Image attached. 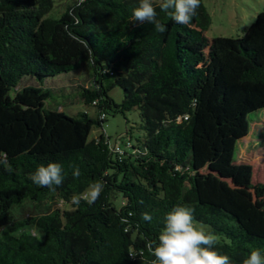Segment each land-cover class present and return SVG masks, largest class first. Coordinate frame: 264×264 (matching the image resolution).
Masks as SVG:
<instances>
[{"label": "trees", "instance_id": "obj_1", "mask_svg": "<svg viewBox=\"0 0 264 264\" xmlns=\"http://www.w3.org/2000/svg\"><path fill=\"white\" fill-rule=\"evenodd\" d=\"M138 4L72 0L55 18L54 0H0V264H151L149 243L178 205L232 264L264 254V181L235 160L250 115L264 110V12L242 37L210 40L203 0L187 26L157 7L164 32L133 19ZM82 64L92 72L77 97L95 115L68 116L49 103L52 86ZM134 110L126 149L104 133L90 139ZM49 162L63 167L55 191L29 178ZM93 181L104 189L89 205Z\"/></svg>", "mask_w": 264, "mask_h": 264}, {"label": "clouds", "instance_id": "obj_2", "mask_svg": "<svg viewBox=\"0 0 264 264\" xmlns=\"http://www.w3.org/2000/svg\"><path fill=\"white\" fill-rule=\"evenodd\" d=\"M200 5L201 0H161L158 5L154 3V0H139L138 6L132 10V16L136 22L154 24L157 31L164 32L166 31L165 26L157 20V7L169 13L176 23L187 26L197 15ZM0 164L7 168L8 162L0 158ZM79 174L78 168L74 170V177L78 178ZM29 178L35 185L55 191L63 184V167L57 162L41 164L35 172L30 174ZM89 188L90 191L84 200L91 205L99 199L104 183L93 181ZM73 202L79 204L80 199L74 198ZM142 219L151 222L152 216L145 212ZM163 224L158 243L155 245L149 243L151 254L155 257L151 264H232L227 254L216 250L217 237L215 234L206 231L203 226L197 227L193 210L190 207L186 205L174 207L164 217ZM130 254L133 258L136 257L134 253ZM242 264H264V254L259 249L252 250Z\"/></svg>", "mask_w": 264, "mask_h": 264}, {"label": "rangeland", "instance_id": "obj_3", "mask_svg": "<svg viewBox=\"0 0 264 264\" xmlns=\"http://www.w3.org/2000/svg\"><path fill=\"white\" fill-rule=\"evenodd\" d=\"M71 1L54 0V9L49 17H60L66 5L71 3ZM203 1L212 17V25L205 32V36L210 40L217 37H242L244 31L255 22L257 15L264 12V0ZM91 72L89 65L82 64L73 72L58 77L56 85L52 86L54 99L49 100V103L57 102V106L60 105L59 111L66 113L68 116H75L81 112H87L94 116L95 108L86 106L79 101L75 89L76 84H89ZM111 84V82H108L106 85L111 87ZM110 96L119 104L122 102L124 95L120 88L115 87L111 89ZM128 120L130 123H128ZM249 120V135L237 144L235 160L239 163L251 164L254 167L255 181L262 182L264 181V110L251 114ZM139 124V114L136 110L127 113L126 117L122 114L110 116L103 129H93L90 139L92 140L104 133L106 137L110 138L112 145L126 149V143L129 140L128 129L138 128ZM137 136H139L138 131H133V137ZM120 202V197L115 200L118 208L120 207ZM55 207L64 208V205L59 204Z\"/></svg>", "mask_w": 264, "mask_h": 264}]
</instances>
